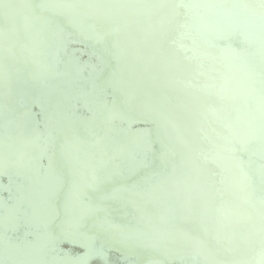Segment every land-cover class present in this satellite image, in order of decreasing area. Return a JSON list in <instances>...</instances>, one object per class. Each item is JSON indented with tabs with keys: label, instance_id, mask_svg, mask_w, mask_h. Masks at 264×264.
<instances>
[{
	"label": "bare ground",
	"instance_id": "obj_1",
	"mask_svg": "<svg viewBox=\"0 0 264 264\" xmlns=\"http://www.w3.org/2000/svg\"><path fill=\"white\" fill-rule=\"evenodd\" d=\"M209 1L216 0H0V177L13 173L20 180L8 187L32 197L8 207L9 221H0V230L20 232L25 226L35 241H8L2 260L47 264L53 237L59 235L81 246H94L100 240L154 264L161 258L155 246L167 240L163 220L169 216L168 208L184 218L176 232L191 225L197 232L214 225L231 229L245 220V209L222 192L229 188L224 176H240L233 174L230 165L246 162L241 153L244 148L258 145L264 156V109L251 106L252 102L264 104V61H260L264 17L238 9L234 0H218L220 11L210 9ZM198 7L206 13L201 14ZM68 39L84 44L90 57L73 58L71 51L53 44ZM52 56L60 63H54ZM79 61L81 68L76 72ZM61 63L66 64L58 69ZM182 67L190 68L191 73ZM171 73L179 78L170 79ZM86 75L96 80V86L86 83L84 90L90 95L92 114L105 117L102 131L110 132L116 119L126 124V132L111 131L118 152L130 141L129 153L141 152L145 129L132 130L134 133L129 128L142 122L140 119L155 120L162 129L151 134L164 141L170 152L159 147L150 152L156 158L146 167L150 179L143 171L144 158H135L128 169L121 158L106 150L90 165L83 158L90 147L81 145L73 128H67L65 141L57 144L60 133L56 132L69 127L64 124L59 123L61 127L51 136H43L44 129L26 135L18 128L17 123L28 119L36 106L29 100L18 110V102L22 104L19 98H44L49 90H55L49 106L40 105L44 117L54 119L67 105V90L74 93L76 87L83 88L80 82ZM109 90L117 95L115 109L96 102ZM163 91L173 98L170 102L158 100ZM177 94L186 99L176 101ZM86 126L89 134L93 124ZM46 155H50L48 170L56 171L60 178L50 180L54 190L39 192L33 186L34 180L40 183L38 175L31 171ZM106 158H110L112 169L104 177L117 182L104 191L98 189L94 168ZM192 163L189 177H180L182 169ZM127 171L132 173L127 175ZM121 178L129 184L124 185ZM202 178L205 186L201 189L192 179ZM84 191L94 197L87 207L77 202V195ZM34 197L33 219L23 217L24 223H18L17 218L24 216L22 207L29 208ZM0 202L4 203L1 193ZM98 206L112 213L110 216H116L119 207L129 208L135 216H122L121 222L128 228H120L109 214L100 213ZM229 213L233 217L228 218ZM144 219L153 226L146 229ZM38 221L43 222L44 236L33 234ZM81 221L88 227L80 233ZM140 235H145L143 244L138 243ZM181 241L171 245L175 255L186 256L200 249L209 257L210 248L198 238ZM86 250L80 256L83 264H100L103 253L111 254L100 251L92 255ZM62 263L72 264L71 257L65 255Z\"/></svg>",
	"mask_w": 264,
	"mask_h": 264
},
{
	"label": "water",
	"instance_id": "obj_2",
	"mask_svg": "<svg viewBox=\"0 0 264 264\" xmlns=\"http://www.w3.org/2000/svg\"><path fill=\"white\" fill-rule=\"evenodd\" d=\"M235 4L237 5L238 9L243 10L246 13H249L251 15H262L264 17V0H234ZM210 2V1H209ZM197 5V4H196ZM210 9L220 11V1L216 0L214 2H210ZM201 14H205L206 10L202 7L196 8ZM213 20L216 22L218 19L216 17L213 18ZM264 20V18H263ZM264 22V21H263ZM260 27L264 28V23H260ZM61 30V29H60ZM262 35L264 37V29L261 30ZM64 42L60 41H54L53 44L55 46L61 47L63 50H69L72 53L73 58L77 57H90V53L88 48L82 44L81 42H73L68 40H63ZM261 55L260 61H264V55ZM97 56V55H94ZM53 59L54 63H60V59L56 56H52L50 58ZM66 61V60H65ZM67 62V61H66ZM66 63H61L60 67L58 69L64 68V65ZM79 64L76 67V72L80 70L81 64L80 61L77 63ZM63 65V66H62ZM184 72L191 73V69L188 67H182ZM116 69V68H115ZM57 73V72H55ZM54 73V74H55ZM179 78L178 75H173V73L170 74V79H177ZM83 85V88H77L75 89L74 93H72L70 90H67L65 95H67V105L60 109V111H57L54 114V119H46L44 117V108L40 106L41 104L45 107H48V102L52 99L53 93L55 90H50L47 92L45 97L40 98H32L24 96L22 98H19L17 101L21 108H17L18 110L22 109L29 100L28 103L32 102L35 103L36 106H32L31 109V115L28 119L24 120V122H18V128L26 135L30 134V132L33 129L41 130L44 129L43 136H51V134L55 131H57L61 126L60 124H64L65 126L61 130L57 131L56 133H60L58 138L56 139L57 144H62L63 141H65L64 137V131H67V128H73V136L74 133L76 134V137H78L81 145L85 144L88 147H90L89 151H86V154L84 155V160L87 161L90 165H92V162L95 161V158L97 157V154L99 156L103 151L109 150L111 153L114 152L116 154L117 158L122 159V165L124 168H132L133 162H135V158L137 160H140L142 158L145 162V169L143 170L146 173V178L150 179L151 174L148 172L149 168H146L148 166H151L156 161L155 157L151 155L150 152H153L155 148L161 149L166 153L170 152V148H168L167 144L164 143V141H159L158 138L153 136L151 134V131H162L160 127L157 126L155 120H142V122H135L133 125H129L130 131L132 130H144L143 131V139H142V148L140 149L141 152H137L135 154H130L129 151L132 150V143L133 141H130L128 143H125L122 147V150L119 151L116 145V139L114 134H111V131L114 132H126V124H124L123 121L116 119L111 122L110 132H104L101 129L102 123L104 121V115L102 113L99 114H92V109L89 106V103L91 102L90 95L86 90H84V86L87 83L90 86H96V80L93 79L90 75H86L83 78V82H80ZM116 92L108 91L106 96H104L102 99H99V101L105 106L109 107V109L116 108V99L117 95ZM74 96H77L75 98ZM176 97V98H175ZM175 100L178 99L179 101H182L186 99L183 95L175 96ZM24 99V100H22ZM160 99L161 102L167 103L170 102L173 98L166 92H162V94L158 97V100ZM177 101V100H176ZM39 103V104H38ZM99 103V104H100ZM98 104V105H99ZM251 106L253 109H264V104L259 105L257 102H252ZM14 116V115H13ZM16 117V116H15ZM51 120V122L49 121ZM60 123V124H59ZM93 124V128L90 130V133L88 134V129L86 128V124ZM82 128V129H81ZM6 131H9L7 128H5ZM42 131V130H41ZM150 131V132H149ZM134 132V131H132ZM135 133V132H134ZM150 133V134H149ZM48 139V138H41V140ZM42 143H46L45 141H42ZM235 149L238 148V145L232 144ZM84 149V148H83ZM259 146L256 145L255 147H246L241 151L242 156L246 162L244 163H232L230 165V170L233 172V174H239L240 176H233L228 175L224 176V179L229 183V188L224 190L222 194L226 195V197H232L231 200L234 201L233 204H238V207L240 209H245V220L234 226L231 229H227L226 227H222V225H214L207 231H201L197 232L196 229L191 227H187L186 230H182L181 232H176V229H178L183 221L184 218L182 215L177 212L175 209L168 208L169 210V216L165 217L163 220V223L166 227V242H161V245H156V253L158 255H161V258L156 261L154 264H264V156L259 153ZM240 152V150H239ZM114 154V155H115ZM173 156L170 154V157ZM50 155L43 156L42 159L38 163V167L33 169L31 172H35L38 175V180L40 183H36L34 180L35 188L39 192H44L45 190L52 191L54 188L52 187V182L54 180H58L60 178L59 174L56 171L48 170L47 163L49 162ZM243 160V161H244ZM96 162V161H95ZM99 163V162H97ZM113 163V162H112ZM118 163V162H117ZM116 163V164H117ZM114 164V163H113ZM115 164V165H116ZM194 163L190 164L189 166L182 169V175L179 174L180 177L188 178L189 177V171L192 168ZM111 162L110 158L103 159L97 168H94V175L97 180L98 189H102V187L106 190L113 189L115 185V179L114 178H105L104 175L108 173V171L112 168H110ZM96 169V170H95ZM128 172L127 171V175ZM132 173V172H131ZM8 175L0 177V193H1V199L3 204L0 202V221L5 222L8 220V207L20 200L25 198L27 201L32 200V197L29 194H25L23 192H15L13 188H10L11 183H17L18 180H20L19 177H15V175L11 172L6 173ZM118 174V173H117ZM85 179L87 176L85 175ZM54 179V180H53ZM109 181H108V180ZM50 180L52 182H50ZM122 183L124 185H128L129 181L128 179H122ZM10 181L9 184L4 185L3 183H6ZM32 181V179H31ZM117 182V181H116ZM192 182H195V184L199 188H204L205 183L202 180H193ZM200 186H199V185ZM78 199V205H85L84 207H87L89 204H92L94 202V197L87 193L82 192L77 195ZM131 199V198H129ZM187 200V199H186ZM189 204L192 203V201L187 200ZM36 206L35 197L34 200L30 201V207H22L23 215H20L17 218L18 223L23 224L24 220L30 219L32 220L34 217V207ZM209 207V206H208ZM99 212L103 215L109 214L108 210H106L103 206L97 207ZM164 208V206H163ZM116 216H110V219L114 221V223H117V226L120 228H125L128 225L122 223L121 218L122 216L125 218H133L135 215L133 214L132 210L125 207H119L117 210ZM107 216V217H108ZM24 217V220H23ZM233 217L232 213L228 214V218ZM144 225L146 229L149 228V226H153L149 221L143 220ZM81 230L79 231L84 232L87 229V222L81 221ZM105 229H108V227H104ZM26 227L24 226V230L18 231H12L10 229H3L0 230V264H9L8 261L2 260L3 256V247L8 242L14 239L15 242H35L32 234L27 232ZM44 225L42 221H38L37 226L34 228V233L39 236H44ZM145 230H142L144 232ZM45 232V231H44ZM147 234V233H146ZM145 236V235H143ZM140 235V239H138L139 244H143L145 242V237ZM136 237V236H135ZM192 237L198 238L203 245L210 248L209 250V257H206L202 252L198 251L200 249H193L196 251L191 250L189 254L186 256L183 255H175L177 253H174L171 250V245L176 246L177 244L182 243L181 240H188ZM54 239V247L53 249L47 254V264H67L62 263V259L65 255H68L72 259V264H83L81 253L88 252L86 249L89 250V254L95 255L97 252L100 251H111V254H104L103 253V259L101 260L100 264H149L150 262H145L146 260L142 258L141 256L137 254L128 255L124 253L122 250L119 249H112L107 244H105L102 241H98V243L94 246H86L84 243L83 246L76 244V242H70L63 237L56 235L53 237ZM150 242H152L150 239H148ZM156 242V241H154ZM20 243V245H21ZM6 247V246H5ZM5 249V248H4ZM84 249V250H83ZM140 258H139V257ZM40 264V263H37Z\"/></svg>",
	"mask_w": 264,
	"mask_h": 264
}]
</instances>
